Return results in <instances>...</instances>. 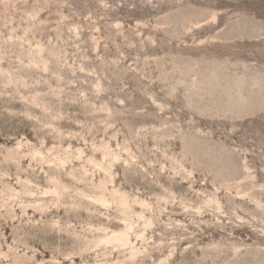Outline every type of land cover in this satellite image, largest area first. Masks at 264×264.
I'll return each mask as SVG.
<instances>
[{
  "label": "rangeland",
  "instance_id": "obj_1",
  "mask_svg": "<svg viewBox=\"0 0 264 264\" xmlns=\"http://www.w3.org/2000/svg\"><path fill=\"white\" fill-rule=\"evenodd\" d=\"M0 264H264V0H0Z\"/></svg>",
  "mask_w": 264,
  "mask_h": 264
},
{
  "label": "bare ground",
  "instance_id": "obj_2",
  "mask_svg": "<svg viewBox=\"0 0 264 264\" xmlns=\"http://www.w3.org/2000/svg\"><path fill=\"white\" fill-rule=\"evenodd\" d=\"M105 239H106V240H117V241H122V242H124V241H125V233H124V232H121V233H119V234H117V235L112 234V235L106 237ZM105 239H104V240H105Z\"/></svg>",
  "mask_w": 264,
  "mask_h": 264
}]
</instances>
